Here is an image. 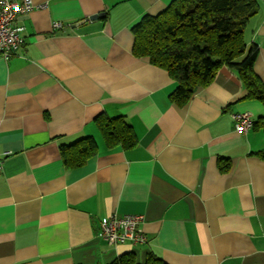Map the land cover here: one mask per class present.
Listing matches in <instances>:
<instances>
[{"label": "crops", "instance_id": "0c3cea01", "mask_svg": "<svg viewBox=\"0 0 264 264\" xmlns=\"http://www.w3.org/2000/svg\"><path fill=\"white\" fill-rule=\"evenodd\" d=\"M32 1L17 18L23 46L0 59V264H264V131L233 119L256 122L264 105L245 99L237 69L179 107L178 83L133 54V27L174 0ZM258 4L245 41L264 81ZM101 116L123 117L136 145L108 148ZM88 137L97 154L68 168L61 148ZM111 215L142 217L147 242L109 245Z\"/></svg>", "mask_w": 264, "mask_h": 264}, {"label": "trees", "instance_id": "16d2710c", "mask_svg": "<svg viewBox=\"0 0 264 264\" xmlns=\"http://www.w3.org/2000/svg\"><path fill=\"white\" fill-rule=\"evenodd\" d=\"M258 10V0H174L158 16L147 15L133 27V54L164 69L178 83L170 100L179 107L187 105L199 88L209 86L223 66L237 69L247 90L246 100L264 105V81L254 69L259 49H247L245 41V29ZM96 122L108 148L136 145L133 129L123 117L101 116ZM254 128L264 131V117ZM97 149L95 140L88 137L63 146L61 155L68 168H80ZM257 155L264 160V151ZM125 259L132 263L133 258L125 255L115 264H125ZM147 264L166 263L152 256Z\"/></svg>", "mask_w": 264, "mask_h": 264}, {"label": "built area", "instance_id": "2783aa9c", "mask_svg": "<svg viewBox=\"0 0 264 264\" xmlns=\"http://www.w3.org/2000/svg\"><path fill=\"white\" fill-rule=\"evenodd\" d=\"M44 7V6H42ZM35 8L32 0H0V59H9L15 56L24 44L23 28L17 25V18ZM62 25L54 23L53 28L59 29ZM235 131L247 134L254 127V117L249 112H240L233 115ZM3 161L0 159V172ZM143 218L135 215H111L101 225V234L109 245L130 243L133 245L145 244L147 237L140 225Z\"/></svg>", "mask_w": 264, "mask_h": 264}, {"label": "water", "instance_id": "95a60500", "mask_svg": "<svg viewBox=\"0 0 264 264\" xmlns=\"http://www.w3.org/2000/svg\"><path fill=\"white\" fill-rule=\"evenodd\" d=\"M101 16V15H98V17ZM93 18H97V17H93Z\"/></svg>", "mask_w": 264, "mask_h": 264}]
</instances>
